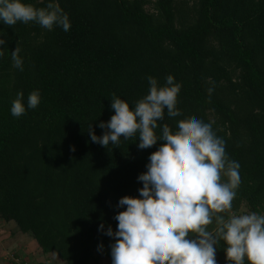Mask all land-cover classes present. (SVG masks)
<instances>
[{"label": "trees", "instance_id": "obj_1", "mask_svg": "<svg viewBox=\"0 0 264 264\" xmlns=\"http://www.w3.org/2000/svg\"><path fill=\"white\" fill-rule=\"evenodd\" d=\"M23 2L42 8L49 0ZM57 2L68 32L0 23V222L62 264L111 261L115 241L104 232L116 230L119 199L138 197L137 177L160 142L140 150L134 137L106 149L88 130L103 134L113 94L131 107L148 94L147 77L163 85L168 75L181 85V115L158 124L211 123L240 165L232 210L264 214V0ZM17 46L23 71L12 66ZM35 90L38 107L13 117L16 93L26 105ZM224 247L216 245V264H228Z\"/></svg>", "mask_w": 264, "mask_h": 264}, {"label": "clouds", "instance_id": "obj_2", "mask_svg": "<svg viewBox=\"0 0 264 264\" xmlns=\"http://www.w3.org/2000/svg\"><path fill=\"white\" fill-rule=\"evenodd\" d=\"M17 22H32L48 31L71 28L57 0L42 8L23 0H0V23L14 26ZM2 37L0 46L6 44ZM4 49L0 47V58ZM20 51L17 46L11 60L14 68L23 71ZM147 82L148 94L131 107L113 94L114 115L98 124L105 130L102 135L97 136L92 125L88 130L91 142L106 149L110 144L119 148L122 139L134 137L140 150L160 142L148 156L146 171L137 177L143 185L138 197L119 199L116 207L124 210L114 216L116 230L108 226L104 232L115 241L110 245L111 264H216L219 241L225 245L228 264H264V214L232 210L241 183L240 165L226 154L225 141L211 123L201 119L177 120L175 129L158 124L165 115H181L177 108L181 85L172 75L165 77L163 85L151 76ZM208 93L211 96L212 89ZM39 104L38 90L28 95L26 105L24 93L18 91L10 114L19 118ZM104 228L101 223L98 230Z\"/></svg>", "mask_w": 264, "mask_h": 264}, {"label": "crops", "instance_id": "obj_3", "mask_svg": "<svg viewBox=\"0 0 264 264\" xmlns=\"http://www.w3.org/2000/svg\"><path fill=\"white\" fill-rule=\"evenodd\" d=\"M21 261L28 264H62L56 254L45 256L35 241L20 234L13 223L0 222V264H20Z\"/></svg>", "mask_w": 264, "mask_h": 264}, {"label": "rangeland", "instance_id": "obj_4", "mask_svg": "<svg viewBox=\"0 0 264 264\" xmlns=\"http://www.w3.org/2000/svg\"><path fill=\"white\" fill-rule=\"evenodd\" d=\"M8 252V251H7ZM9 253V252H8ZM52 262V261H51ZM99 264H111V261L110 260H108V261H106V260H101V262L99 263Z\"/></svg>", "mask_w": 264, "mask_h": 264}]
</instances>
